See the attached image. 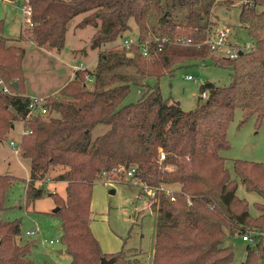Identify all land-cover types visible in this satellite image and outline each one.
Instances as JSON below:
<instances>
[{
	"label": "trees",
	"instance_id": "16d2710c",
	"mask_svg": "<svg viewBox=\"0 0 264 264\" xmlns=\"http://www.w3.org/2000/svg\"><path fill=\"white\" fill-rule=\"evenodd\" d=\"M218 1L28 0L30 39L36 46L61 50L69 22L84 14L76 27L91 26L95 32L81 52L97 51L93 69L73 70L71 79L43 96L47 113L29 119L25 117L30 96L21 84L24 48L16 44L19 39L4 35L0 20V80L8 89L0 90V140L14 120L31 131L18 142L20 155L30 160L26 206L44 196V179L60 166L51 181L65 184V197L57 191L48 195L58 207V240L72 264H100L104 257L124 264V250L103 252L90 217L94 182L102 175L122 176L123 171H115L118 167L134 169L130 178L141 186L156 214L151 264H233L232 246H225L224 239L244 234L253 243H248L246 258L239 264H264V162L233 161L244 189L261 197L254 202L258 214L252 216L248 201L236 195L237 180L220 155L230 148L227 128L237 109L243 111L241 122L255 115L259 124L264 117V10L255 9L264 0H221L226 7L239 4L240 25L255 44L234 59L215 56L205 43L214 26L210 9ZM131 19L137 27L132 40L123 37L132 30ZM117 39H124V46L108 47ZM206 60L229 69L230 83L205 82L199 92L207 90L208 97L198 96L190 110L164 99L157 84L149 87L141 80ZM123 67L133 68V73L122 72ZM131 85L144 90L137 101L124 104ZM98 125L106 129L93 137ZM11 180L0 174V213L6 208ZM19 234L18 219L0 218V264H33L28 256L31 242L18 245Z\"/></svg>",
	"mask_w": 264,
	"mask_h": 264
},
{
	"label": "rangeland",
	"instance_id": "374dc122",
	"mask_svg": "<svg viewBox=\"0 0 264 264\" xmlns=\"http://www.w3.org/2000/svg\"><path fill=\"white\" fill-rule=\"evenodd\" d=\"M23 2V0H0V20L4 22V35L19 39L20 41L16 44L24 48L22 61L24 78L21 84H24L25 94L43 97L56 92L71 77L75 64L86 65L88 70L93 69L96 60L94 55H97V51L87 49V55H83L81 49L88 47L95 29L91 26L76 27L84 17V14H81L74 17L68 24L64 48L58 50L38 47L30 39V27L22 28L24 26ZM201 3L203 4V1ZM255 9L263 11L264 3L256 6ZM210 13L214 26L209 33L225 37L226 45L242 44L249 40L248 34L240 25L239 4L226 7L219 0L215 6L211 7ZM130 24L132 30L126 32L123 37H129L132 40L135 39L137 27L132 19ZM123 40L117 39L108 44V47L120 48L124 46ZM88 55L90 59H84ZM120 70L133 73L131 67H123ZM186 75L192 78L187 79ZM141 80L149 87L157 84L164 99H168L170 103H177L183 110H190L200 100L198 96L201 85L212 82L219 86H227L230 83V71L215 65L210 60L190 61L175 66L158 79L144 77ZM143 90V86L131 85L123 103L137 101ZM242 117L243 111L237 109L227 128L230 148L220 151V155L224 157L225 167L232 178L237 180L236 195L248 201L249 212L255 216L258 211L254 202L261 201V197L256 192L244 189L233 172V161L241 159L264 162V117L259 124H256L255 115L244 122H241ZM21 128L22 123L14 120L12 128L0 140V174L12 177L5 195L6 208L0 213V218L2 220L20 219V234L15 238V242L18 245H23L27 241L31 242L32 247L28 256L33 264H72L69 253L60 241L49 243V240L59 239L62 232L61 219L52 211L57 206L53 198L48 195L52 191H57L63 198L65 197V184L51 181L56 170L60 171V166L51 171L47 176L49 179H44L46 180L43 185L44 196L28 206L25 205L24 197L26 180L30 175V160L22 157L19 150L14 152L9 145L10 140L19 141ZM105 129V126L98 125L93 129L92 136L101 134ZM149 205L150 200L142 192L141 186L125 174L111 177L102 175L94 182L90 215L91 230L104 253L124 250V264H151L156 214ZM32 230L35 231L33 235L26 234L27 231ZM223 244L232 246L233 264H239L245 260L249 244L242 241L239 235L227 236Z\"/></svg>",
	"mask_w": 264,
	"mask_h": 264
},
{
	"label": "built area",
	"instance_id": "2783aa9c",
	"mask_svg": "<svg viewBox=\"0 0 264 264\" xmlns=\"http://www.w3.org/2000/svg\"><path fill=\"white\" fill-rule=\"evenodd\" d=\"M23 7H22V10H23V13H24V18H23V21L24 22V26H22V28H24L25 26L27 27H30L31 26V6L28 2V0H23ZM28 24H27V23ZM26 27V28H27ZM224 40H225V37L223 36H218V34H214V33H209L206 37V40H205V43L209 45V48H210V51L215 55V56H221V57H226V58H229V59H234L236 58L237 54L239 51H242V52H245V51H250L252 49H254L255 47V44L252 40H248V41H245L244 43H234L232 45H226L224 43ZM124 44L125 45H128L129 44V41L128 40H125L124 41ZM224 48H227V50H224ZM142 54L143 55H147V51H146V48L145 47H142ZM73 70H85L87 69L88 66L86 65H75L73 66ZM187 79H191L192 76L190 75H186L185 76ZM86 80H87V83H91L93 81L92 77H90L89 75L86 76ZM0 90L1 91H8L7 87L5 85H3V82L2 80H0ZM199 96L202 98V99H206L208 97V92L207 90H204L202 91ZM44 102V97H39V96H36V95H33V96H30V101H29V105H28V111H27V114H26V119H29L31 118L33 115H36V114H46L47 113V109L43 106V103ZM30 129L29 128H21V132H20V136L23 135V134H27V133H30ZM18 142L19 141H14V140H10L9 141V145L12 147V149L14 150V152H17L18 151ZM158 151H159V158L160 160H163L165 158V155L162 151L161 148H158ZM115 171L117 172H124V174L128 177H131L133 172H134V169L131 168V169H128V170H125L123 169V167H118L115 169ZM150 197L153 196V192L149 189L147 190L146 192ZM36 230H38V228H36ZM35 233V231H27V235H33ZM241 240L244 241V242H247V243H253V239L251 238V236H249L248 234H244L241 236ZM59 240L56 239V240H49V243L50 244H53L54 242H58Z\"/></svg>",
	"mask_w": 264,
	"mask_h": 264
},
{
	"label": "water",
	"instance_id": "95a60500",
	"mask_svg": "<svg viewBox=\"0 0 264 264\" xmlns=\"http://www.w3.org/2000/svg\"><path fill=\"white\" fill-rule=\"evenodd\" d=\"M241 53H242L241 51L238 52L239 55H240ZM12 87H13L15 90H17L16 82H15V81L12 82ZM111 192H113V190H112ZM57 210H58V207H55L52 211L55 213ZM19 221H20V219H19ZM59 252H62V250H59ZM113 261H114L113 258H109V259H107V258L104 257V258L101 259L100 264H113Z\"/></svg>",
	"mask_w": 264,
	"mask_h": 264
},
{
	"label": "crops",
	"instance_id": "0c3cea01",
	"mask_svg": "<svg viewBox=\"0 0 264 264\" xmlns=\"http://www.w3.org/2000/svg\"><path fill=\"white\" fill-rule=\"evenodd\" d=\"M93 51H94V50H93ZM94 56H97V55H94ZM94 56H93V58H95ZM82 58H83V57H82ZM84 59H90L89 55H88L87 57H84ZM91 59H92V58H91ZM78 63H79V62H78ZM75 65H78V64H75ZM72 75H73V73H72ZM72 75H71V77H70L69 79L72 78ZM69 79H68V80H69ZM68 80H67V81H68ZM67 81H66V82H67ZM66 82H65V83H66ZM65 83H64V84H65ZM60 87H61V86H60ZM58 89H59V88H58ZM26 92H27V91H26ZM27 95H29V96H33V95H35V94H30V93L28 94V93H27ZM36 96H38V95H36ZM58 183H63V182H58Z\"/></svg>",
	"mask_w": 264,
	"mask_h": 264
}]
</instances>
